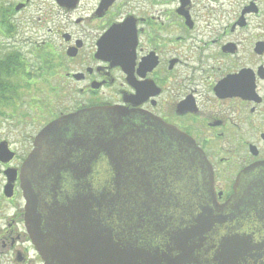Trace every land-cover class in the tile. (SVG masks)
Here are the masks:
<instances>
[{
    "label": "flooded vegetation",
    "instance_id": "af4514ba",
    "mask_svg": "<svg viewBox=\"0 0 264 264\" xmlns=\"http://www.w3.org/2000/svg\"><path fill=\"white\" fill-rule=\"evenodd\" d=\"M34 35L41 41L25 43L35 64L22 55L31 86L4 96L29 109L0 113L13 120L0 136V264H48L27 228L21 168L49 123L95 108L160 120L211 167L159 171L169 238L149 236L150 245L165 249L182 223L215 216L198 258L177 263L175 253L165 264H218L208 250L233 236L231 259L246 264V235L256 246L248 264L264 263V206L252 205L264 196V0H0L2 54L22 53L21 37Z\"/></svg>",
    "mask_w": 264,
    "mask_h": 264
},
{
    "label": "water",
    "instance_id": "95a60500",
    "mask_svg": "<svg viewBox=\"0 0 264 264\" xmlns=\"http://www.w3.org/2000/svg\"><path fill=\"white\" fill-rule=\"evenodd\" d=\"M140 118L116 108L87 109L52 121L37 135L20 178L27 228L48 264H165L175 253L184 263L208 246L212 211L191 227L182 223L165 249L150 245L156 239L149 236L167 231L169 199L159 171L210 174L211 167L189 137L154 117ZM0 152L6 154L2 146ZM235 202L237 210L239 197ZM259 203L264 206V196L252 199L253 206ZM116 222L117 230L110 228ZM246 236L248 264L256 246ZM239 246L233 236L208 251L218 264H238L231 255L240 254Z\"/></svg>",
    "mask_w": 264,
    "mask_h": 264
},
{
    "label": "trees",
    "instance_id": "16d2710c",
    "mask_svg": "<svg viewBox=\"0 0 264 264\" xmlns=\"http://www.w3.org/2000/svg\"><path fill=\"white\" fill-rule=\"evenodd\" d=\"M24 62L22 53L16 50L0 54V113L3 108L17 104L19 100L11 98L15 93L31 86L32 70L27 68ZM10 94V98H4Z\"/></svg>",
    "mask_w": 264,
    "mask_h": 264
},
{
    "label": "rangeland",
    "instance_id": "374dc122",
    "mask_svg": "<svg viewBox=\"0 0 264 264\" xmlns=\"http://www.w3.org/2000/svg\"><path fill=\"white\" fill-rule=\"evenodd\" d=\"M22 41L18 44L21 52H22V55L25 56V58H27L28 60H31V62L33 64H35L33 61H32V57L30 56V54L28 53V50L31 51L32 50V47L29 46V42L25 43V41H27L28 39H31L32 42L34 43L35 41H41V38L38 37V36H33V37H30V38H26V36H22L21 37ZM3 39L0 37V41H2ZM2 49L0 51V54H2L4 52V49L3 48H0ZM38 55L41 56V52H38ZM34 59V58H33ZM34 61L36 62V59H34ZM39 85L38 86H42V83L40 82H37ZM31 103L30 100H24L23 102L22 101H18L17 104L19 105V107L17 108V104L15 103V105L11 106V107H8V108H5V110H8V111H11L13 109H23L25 112L28 111L29 109V104ZM13 120H4L3 118L0 119V136L4 134V125H8L12 122ZM4 124V125H3ZM34 131L36 130L35 128L31 127V128H28V131L29 133H34V132H30V131Z\"/></svg>",
    "mask_w": 264,
    "mask_h": 264
}]
</instances>
